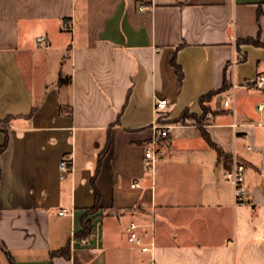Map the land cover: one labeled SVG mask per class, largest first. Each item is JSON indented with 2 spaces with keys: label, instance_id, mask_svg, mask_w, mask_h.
<instances>
[{
  "label": "crops",
  "instance_id": "obj_1",
  "mask_svg": "<svg viewBox=\"0 0 264 264\" xmlns=\"http://www.w3.org/2000/svg\"><path fill=\"white\" fill-rule=\"evenodd\" d=\"M248 37L264 43V0H0V264L4 248L14 264H264V44ZM155 120L169 143L149 169Z\"/></svg>",
  "mask_w": 264,
  "mask_h": 264
},
{
  "label": "built area",
  "instance_id": "obj_2",
  "mask_svg": "<svg viewBox=\"0 0 264 264\" xmlns=\"http://www.w3.org/2000/svg\"><path fill=\"white\" fill-rule=\"evenodd\" d=\"M140 8H144L140 6ZM73 21L71 19L63 18L61 21V25L63 28L71 27ZM36 41L40 46H45V37L40 35L36 37ZM241 56L240 54L235 53L231 64L234 65L237 61V56ZM256 87L264 89V75H258L256 79ZM231 99L227 97L223 100L224 105H228ZM169 101L167 98H157L153 103V112L155 115H161V113L167 108ZM258 107H262V103L258 104ZM153 133L150 138V142L144 151L145 165L149 169H153L157 160H159L165 150V145L169 143L168 136V127L167 124H162L157 122L156 120L153 122ZM236 124L233 123V126ZM73 166V158L71 154H65L61 157L59 161V170L61 172V176L72 169ZM224 176L229 180L232 184L233 195L235 198V202L243 203L245 199V187H244V165L242 162L236 159H231L229 161V166L224 172ZM61 213V212H60ZM138 224L134 221L130 222L128 225V240L139 245L141 250L146 251L150 249L149 243H144L137 233ZM84 241V239H81Z\"/></svg>",
  "mask_w": 264,
  "mask_h": 264
},
{
  "label": "trees",
  "instance_id": "obj_3",
  "mask_svg": "<svg viewBox=\"0 0 264 264\" xmlns=\"http://www.w3.org/2000/svg\"><path fill=\"white\" fill-rule=\"evenodd\" d=\"M260 13H261V10H260V8H258L257 15H260ZM236 42H237V44H240V43H251V44H256V45L264 44L258 38H252V37H248V38H244V39H237ZM175 66H176L177 71L180 74L181 70L179 68V65L175 64ZM229 86H230V81L225 78V80H224V82H223V84H222L220 89L211 90V91H209V92H207V93H205V94H203V95H201L199 97V103H200L201 108L203 110V115L207 112V110L209 108L206 105V102L209 101L213 97V95L216 94L219 90H225ZM2 127H3V125L0 123V128H2ZM2 129L5 130L4 128H2ZM207 140L213 145V143L209 139H207ZM4 146H5V143L0 145V151L4 148ZM106 148L107 147L105 146L104 149L100 152V155L98 157L97 164H96V167H95V170H94V174L92 176V182H93V179H94V177L96 175V172L98 170V166H99L101 155L104 153ZM97 201H98V193L95 190V203L89 209V212L93 211V210H96L98 208ZM106 212H112V211H106ZM91 230H92L91 219L84 217V218H82V221H81V229L75 234V236L78 239L85 238L88 234H90ZM4 251H5V253L7 254V256L9 258L10 264H14L11 256L9 255L8 250L6 248H4ZM50 255L51 256L63 255V256L68 257L69 256V245H66L65 247H63L61 249H57V250L51 251Z\"/></svg>",
  "mask_w": 264,
  "mask_h": 264
},
{
  "label": "rangeland",
  "instance_id": "obj_4",
  "mask_svg": "<svg viewBox=\"0 0 264 264\" xmlns=\"http://www.w3.org/2000/svg\"><path fill=\"white\" fill-rule=\"evenodd\" d=\"M247 72H248V75L246 76L247 78H251L252 75H254V72L251 71V68H249V69L247 70ZM242 82H244V80H242ZM263 240H264V239H260V241H263Z\"/></svg>",
  "mask_w": 264,
  "mask_h": 264
}]
</instances>
